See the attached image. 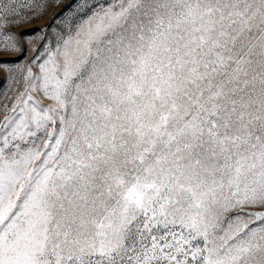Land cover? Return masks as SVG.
Segmentation results:
<instances>
[{"label": "snow or ice", "instance_id": "6c2138e0", "mask_svg": "<svg viewBox=\"0 0 264 264\" xmlns=\"http://www.w3.org/2000/svg\"><path fill=\"white\" fill-rule=\"evenodd\" d=\"M63 2L0 0V53ZM58 23L0 61V264H264V0H75Z\"/></svg>", "mask_w": 264, "mask_h": 264}, {"label": "rangeland", "instance_id": "374dc122", "mask_svg": "<svg viewBox=\"0 0 264 264\" xmlns=\"http://www.w3.org/2000/svg\"><path fill=\"white\" fill-rule=\"evenodd\" d=\"M75 0H64L63 4L60 6H52L48 9V11L39 19L33 20L29 24H24L20 27L12 29L17 34L24 33L25 36L33 38V44L39 45L40 41L38 38L33 37V34L40 28L48 26L49 27V35L51 36L53 33L51 31L52 28L60 27L63 28V25L58 23V21H62L64 16L67 15L68 10H70L71 6L74 4ZM33 44H24L25 51L23 54L20 53H0V61H4L11 67H15L17 63H28L32 60L35 53L32 51ZM37 69L34 68V71ZM8 73L3 67H0V104L5 102L4 93L7 92L9 96L13 93L9 90L10 81L7 80ZM44 103L47 104L48 101L44 100ZM2 118V117H0Z\"/></svg>", "mask_w": 264, "mask_h": 264}]
</instances>
